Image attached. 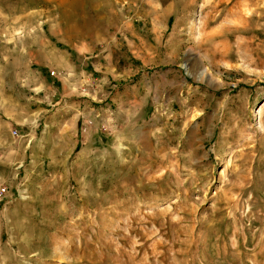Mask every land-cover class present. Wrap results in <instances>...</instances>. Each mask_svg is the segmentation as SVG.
<instances>
[{"label":"rangeland","instance_id":"obj_1","mask_svg":"<svg viewBox=\"0 0 264 264\" xmlns=\"http://www.w3.org/2000/svg\"><path fill=\"white\" fill-rule=\"evenodd\" d=\"M0 264H264V0H0Z\"/></svg>","mask_w":264,"mask_h":264}]
</instances>
